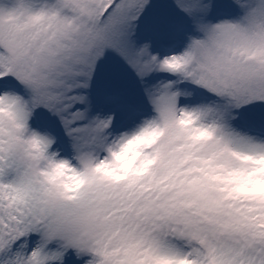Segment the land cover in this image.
<instances>
[{
	"label": "snow or ice",
	"instance_id": "obj_1",
	"mask_svg": "<svg viewBox=\"0 0 264 264\" xmlns=\"http://www.w3.org/2000/svg\"><path fill=\"white\" fill-rule=\"evenodd\" d=\"M0 264H264V0H0Z\"/></svg>",
	"mask_w": 264,
	"mask_h": 264
}]
</instances>
